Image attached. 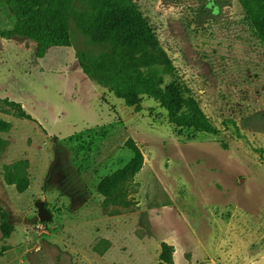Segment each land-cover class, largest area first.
Here are the masks:
<instances>
[{"label":"rangeland","instance_id":"374dc122","mask_svg":"<svg viewBox=\"0 0 264 264\" xmlns=\"http://www.w3.org/2000/svg\"><path fill=\"white\" fill-rule=\"evenodd\" d=\"M135 2L219 134L180 132L155 99L131 106L93 81L76 50L98 48L73 23V45L43 58L30 38L0 36V120L12 124L0 131V264H159L164 241L174 246V264H264L258 28L238 0L226 18L203 26L194 20L196 1ZM14 24L0 0V28ZM3 99L21 103L33 120ZM130 139L144 153L132 203L105 207L97 185L132 159ZM20 161H27L23 191L11 182ZM2 213L13 226L7 238Z\"/></svg>","mask_w":264,"mask_h":264},{"label":"trees","instance_id":"16d2710c","mask_svg":"<svg viewBox=\"0 0 264 264\" xmlns=\"http://www.w3.org/2000/svg\"><path fill=\"white\" fill-rule=\"evenodd\" d=\"M11 6L15 24L0 28V36L12 39L25 36L37 45L36 55L43 58L52 47L73 45L71 23L98 48L94 51L76 50V57L84 74L96 83L107 87L115 96L135 105L144 96L155 99L168 114L176 128L194 133L217 135L218 130L200 107L191 90L182 81L177 69L159 42L158 36L135 0H6ZM196 1L193 7L194 20L203 26L206 20L226 18L232 0H176ZM246 16L256 24L264 44V0H238ZM118 50L122 51L119 53ZM137 51L136 56L125 54ZM169 74L166 82L162 72ZM12 107L16 116L33 120L19 102L3 99ZM12 124L0 120V131H8ZM126 146L133 151L132 159L122 168L105 176L97 185L104 196V206H130L129 196L137 185L136 175L144 166V153L130 139ZM27 161L18 162V172L11 181L20 191L28 185L24 172ZM1 230L9 237L13 226L8 215L2 213ZM159 264H174V246L161 243Z\"/></svg>","mask_w":264,"mask_h":264},{"label":"water","instance_id":"95a60500","mask_svg":"<svg viewBox=\"0 0 264 264\" xmlns=\"http://www.w3.org/2000/svg\"><path fill=\"white\" fill-rule=\"evenodd\" d=\"M39 216L43 221H47L51 217L50 212L45 208L44 202H40Z\"/></svg>","mask_w":264,"mask_h":264},{"label":"crops","instance_id":"0c3cea01","mask_svg":"<svg viewBox=\"0 0 264 264\" xmlns=\"http://www.w3.org/2000/svg\"><path fill=\"white\" fill-rule=\"evenodd\" d=\"M50 51V49L48 50V52Z\"/></svg>","mask_w":264,"mask_h":264}]
</instances>
